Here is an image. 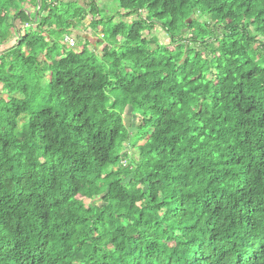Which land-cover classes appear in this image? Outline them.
I'll return each instance as SVG.
<instances>
[{
    "label": "trees",
    "instance_id": "16d2710c",
    "mask_svg": "<svg viewBox=\"0 0 264 264\" xmlns=\"http://www.w3.org/2000/svg\"><path fill=\"white\" fill-rule=\"evenodd\" d=\"M49 1L0 0V264H264V0Z\"/></svg>",
    "mask_w": 264,
    "mask_h": 264
},
{
    "label": "rangeland",
    "instance_id": "374dc122",
    "mask_svg": "<svg viewBox=\"0 0 264 264\" xmlns=\"http://www.w3.org/2000/svg\"><path fill=\"white\" fill-rule=\"evenodd\" d=\"M58 0H50L49 2L52 5H55L57 3ZM63 1H70V0H63ZM107 7L108 9L116 14L117 12V6L115 5V3H113L112 1H107ZM40 10V8H39ZM29 11V10H28ZM33 11L30 10L29 12ZM35 11V10H34ZM34 14V12H32ZM197 17H199L200 19H202L203 21H208V19L204 16H202L200 13L197 14ZM118 17L116 18V21H118ZM132 19L130 18L128 20V22L130 21V23H132ZM27 26V25H26ZM99 26L97 25V23L95 21H93L91 18L87 19L83 24H80L77 28V30H75V32L69 34L68 36H66V38H71L75 41V46L71 47L69 44H67V42L64 41L62 42L69 50L73 51L75 55L80 54V52L82 51L83 48H88L90 49L91 45L96 46L97 44H99V52L102 54H107V55H115L118 53V49L121 47L122 41L118 40V39H113L111 43H104L101 38H102V33H100L99 30ZM17 33L13 34L11 36V39H9L5 44H4V49H9L14 45H18L19 43L17 42V37L18 35H16ZM150 37H153L155 39V44H151L149 46V48L151 50H155L157 47H162L164 49H171L174 50L175 49V45H172L171 43V39L168 37V35L161 29V27L159 25H157L154 30H152L151 33H149ZM185 35V34H184ZM218 36H220V34H218ZM188 36H184V38H187ZM211 36L210 34H206L205 35V40L210 39ZM47 39V38H46ZM261 41H263V39H261ZM215 42V41H214ZM217 43V42H216ZM191 48H195V46L193 44H190ZM217 45V44H216ZM4 49L1 51L0 50V56L2 55V52H4ZM213 49V48H212ZM214 51V50H213ZM201 54L203 55L204 59H206L207 55H206V51L202 50ZM216 54V52L214 51L212 53V55ZM218 55V54H216ZM1 57H0V63H1ZM6 60V59H5ZM13 62V59H12ZM15 67L17 69L20 68V63L14 61L13 62ZM262 65H263V69H264V61H262ZM213 81H216V79L213 78ZM214 83V82H213ZM0 100H6V96L2 93L1 91V86H0ZM14 97H16L20 102H23L25 97L23 95H21V93H16L14 95ZM112 101H110V103L112 104ZM141 113H137L135 114L133 111V108L131 106L127 107L125 109V114L123 117V122L124 125L133 133V134H137L138 130L137 127L139 126V123L141 121ZM28 115H24L22 117V119L19 121V124H21V126H23V123H25L28 120ZM22 130V129H21ZM145 142V140H141L139 142L138 145H142ZM130 148L128 146H125L123 148V150L128 151ZM139 158V153L137 150H131L129 151V162L134 166L136 164V161H138ZM127 163H124V166H126ZM92 203V202H91ZM101 202L99 200H96L92 203V205H100ZM156 210V209H155ZM154 210V211H155Z\"/></svg>",
    "mask_w": 264,
    "mask_h": 264
},
{
    "label": "built area",
    "instance_id": "2783aa9c",
    "mask_svg": "<svg viewBox=\"0 0 264 264\" xmlns=\"http://www.w3.org/2000/svg\"><path fill=\"white\" fill-rule=\"evenodd\" d=\"M61 0H58L57 2H59ZM29 13V12H28ZM65 41L67 42V44H69L71 47L75 46V41L71 38H66Z\"/></svg>",
    "mask_w": 264,
    "mask_h": 264
}]
</instances>
